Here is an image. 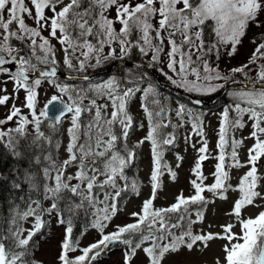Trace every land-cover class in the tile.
Listing matches in <instances>:
<instances>
[{"label": "snow or ice", "instance_id": "snow-or-ice-1", "mask_svg": "<svg viewBox=\"0 0 264 264\" xmlns=\"http://www.w3.org/2000/svg\"><path fill=\"white\" fill-rule=\"evenodd\" d=\"M30 5V6H29ZM114 10L115 16L110 17L109 13ZM7 11V18H5ZM48 13H51L49 15ZM264 13V0H0V76H6L7 80H0V84H7L11 81L14 94L18 97L21 90L25 92L24 107L28 108L32 119L22 114L21 108L15 104L12 105L9 114L0 124L19 118L18 126L10 129L9 133L15 131L20 135L26 134V126L32 124L36 131L35 140L44 137L40 131L42 117L52 119L55 123L67 114L71 113L72 127L69 128L71 135L67 147L68 159L61 165L53 167L56 169L55 176L51 177L54 184L45 188L46 197L53 200L60 198L62 191H69L74 195L81 196L89 203L95 202L92 190L94 188H105L111 186L116 189L111 196L105 194V208L103 215L98 217L94 226L103 232L105 225L102 221L111 219L116 212L115 200L120 196L121 191L117 184V178L127 179L124 176V169L135 158L134 151L121 152L116 147L117 141L121 139L113 132V126L119 124L122 129V138L126 139L128 131L131 128L132 117L125 110L126 100L130 98L135 91L139 89L128 88L122 95H117L118 83L112 78L102 84L92 86V90L101 97H107L112 101L113 111L111 118L102 115V108L107 105H98L96 99H91L90 105L83 106L84 96L76 94L75 98L70 94L71 89L67 85L56 84V68L53 66L49 70L40 72V76L50 79V82L58 89L62 95H53L45 104L44 109L37 114L36 111V89L41 84V79L30 80V73L39 71L36 64L31 62L29 57L21 55L22 49L14 47L13 40L30 41L28 47L34 54L36 49L43 50V56L37 59L47 65L50 61L53 65L57 62L54 59V45L51 44V38H55L65 51V64L68 68H73L72 57L77 52L80 56L79 70L83 71L88 66V60L95 58L97 65L100 64V54L104 46H111L113 43L120 45L121 57L127 55L131 48L136 46L140 51L147 54V51L154 50L153 61L159 59L163 51L164 40H168L170 47L167 53L169 57L168 68L177 72L179 65V80H172L179 87L187 88L189 91L211 93L223 87V84H213L212 81H228L231 77L222 75L219 68H212L204 57L209 53H215L217 59L221 49L227 50L229 56L235 55L237 46L245 36L248 26L256 23L259 27L258 17ZM25 16L32 19L35 26H30L25 22ZM156 25L152 20L157 18ZM119 24V31L115 25ZM15 25L13 30L12 26ZM205 27H210L215 40L210 45L204 41ZM48 31L49 36H43V31ZM141 33L140 40L132 41L130 37L133 31ZM155 33V39L158 43H152L151 33ZM58 33L60 35H58ZM164 33V35H161ZM89 37L95 39L93 44ZM176 37L180 39L177 40ZM39 40V43H38ZM141 40L147 47L141 46ZM255 43V40H253ZM116 49L110 48L108 56L104 59L115 57ZM179 56V59H177ZM196 57L193 61L192 57ZM80 57H83L82 59ZM258 59H264V40L260 42L248 64L231 69L232 73H244L249 64H254ZM203 60L204 73L201 77L197 68H191L190 71L195 75V80H188V68L197 61ZM8 65H18L15 71ZM257 82L261 84L259 89L253 86L247 91L234 93L235 98L248 107H241V103L235 105L237 117L229 121V109L225 108L222 113V122L219 129L217 164L213 173V183L204 184L207 177L204 176L202 165L209 158L207 141L198 149L200 155L192 169L195 179L190 183L193 186L195 194L184 197L183 194L177 197V202L169 208L155 209L153 201L155 194L161 187V157L159 142L157 140L158 128L160 125H153L149 135L145 138L151 141L154 157V169L151 175L153 193L152 196L143 203L141 213H133L137 217L135 223L119 227L117 231L105 234L102 238L87 247L79 249L80 255L70 256V252L77 251L75 242L71 239L72 228H66L65 239L61 244V252L57 257L58 264H92L93 261L113 242H122L132 244L129 239H122L125 233L141 232L140 243L133 246L132 252L127 258L129 261L132 255H135V249L141 247L144 242L150 241L149 245L143 248V251L150 258V264H162L166 254L179 251L183 246L191 250L197 243H202L204 247L208 242L214 239L226 240L223 246L225 264H264V211H260L255 217H245L243 210L248 206H256L257 198L264 199V195L258 191L259 181L262 179L257 173V163L264 157V64L258 66ZM247 76V73H245ZM87 79V77H84ZM171 79V77L169 78ZM154 89L149 86L144 94L147 96ZM0 92H7V88H0ZM63 94H68V101H65ZM7 94L0 96V105H5L12 99ZM55 108L57 115L49 116V110ZM95 107V117L88 123L84 131V140L80 142L81 122L80 118L83 112H91ZM184 106L180 105L178 115L183 114ZM148 118L151 121L152 112H148ZM248 115L253 122V131L250 138L255 143L248 149L247 162H241L239 159L238 147L243 145V139L236 140L231 136L230 163L226 162V147L229 145V129L243 128V116ZM199 127L194 123V128ZM9 133L0 130V140L6 135L9 136V147L15 148L18 141H14ZM203 135L202 131L199 132ZM107 137V138H105ZM142 143V141H141ZM164 144H172L173 139H165ZM18 154V153H17ZM48 159H51L50 157ZM182 161V157H177ZM73 163L77 165L75 176L65 177L64 171ZM250 166V167H249ZM173 180L176 178V172L170 166L165 165ZM248 167L249 170L240 177L239 183L233 186L230 183L229 168ZM49 171L45 169V176L49 177ZM104 179L101 180L100 177ZM75 179L77 184L72 185L70 181ZM18 187V186H17ZM136 189L135 182L132 185ZM238 191L239 197L234 201L232 209L228 215L234 216L236 222L240 225V231H233L235 224L228 223L221 225L222 231L219 233H193L191 225L202 222L204 211L207 204L214 203L215 199L227 200L229 191ZM209 192L214 199L205 197L204 193ZM111 198L113 203L107 205ZM190 204H199L201 208L196 213V220H189L188 226L180 234L175 235L171 230L180 226L179 222L169 223V213H179L182 209L187 214ZM82 204H69L68 211L72 212L78 209ZM58 205L53 203L51 211ZM39 208V204H37ZM20 220H26L28 217H34V224L31 229L25 230L20 227L16 218L11 220L8 235H0V264H36L35 261L28 259L31 256L30 242L33 237L44 227V221L37 214V209L29 207L23 213H17ZM180 216L179 220H183ZM63 223V220H60ZM143 226V227H142ZM27 231V235H24ZM146 233V234H145ZM171 237V238H169ZM10 244L6 246L5 241ZM163 241H167L166 243ZM219 264V261H217Z\"/></svg>", "mask_w": 264, "mask_h": 264}, {"label": "rangeland", "instance_id": "rangeland-1", "mask_svg": "<svg viewBox=\"0 0 264 264\" xmlns=\"http://www.w3.org/2000/svg\"><path fill=\"white\" fill-rule=\"evenodd\" d=\"M69 0H64V3H68ZM137 2V0H133V3ZM27 3V0H26ZM30 6V5H29ZM51 15V13H48ZM110 17L115 16V11L112 10L109 13ZM5 18H7V11H5ZM155 18L152 20V23L158 27L156 24ZM25 22L30 26H35L31 18L25 16ZM259 27L256 26V23H251L248 26L245 36L242 38L241 43L237 46V51L235 55L229 56L227 50L221 49L219 58L215 53H209L204 57V60L208 62L210 67L219 68L222 75H226L231 77L228 81H212L213 84H223L224 86L219 88L218 90H225L223 93L225 96L229 98V101L223 102L220 99L215 100L214 93L209 98L211 105L208 108H199L195 105H189L188 103H183L179 100H172V98H168L163 94V97L159 95V91L153 88L149 83L144 82L142 80H138L141 84L135 83L134 80H119L115 76H106L100 78L98 81L88 82V85L82 84V87L88 91L87 96H84L83 106L90 105L91 99H96L98 105H107L106 108H102V115L106 118H111V112L113 111L112 101L108 99L106 96L101 97L96 94L92 90V86L97 84H102L112 78H115L118 83L117 95H122L123 92L128 88L139 89L135 91L134 94L126 100V108L125 110L132 117L131 128L128 131V136L126 139L122 138V129L121 126L117 123L113 126V132L121 137L117 141L116 147L121 150V152L125 151H134L135 158L128 164V166L124 169V176L127 178L121 179L117 178V184L120 188H125L126 190L121 191L120 196L115 200L116 204V212L115 215L111 217V219L102 221L105 225L103 232L100 231L97 227L94 226L98 217L103 215L102 210L105 208L106 204L104 203L105 194H109V196L113 195L116 189L111 186H107L103 189L94 188L92 190L93 196L95 197L94 203H89L86 205L87 211L91 212V219L89 220L88 225L84 228L81 235H79L76 240L75 246L77 247V251L70 252V256L80 255L81 252L79 249L87 247L93 243L99 241L103 235L115 232L119 227H124L128 224L135 223L137 221V217L133 216V213H141L143 203L148 200L153 193L151 175L154 169V157L152 151V143L150 140L145 139L153 125H160L158 128L157 140L159 142V150L162 153L161 157V172L163 173L160 176L161 187L157 190L155 194V200L153 201V206L155 209L160 208H169L172 204L177 202V197L183 194L184 197H189L195 194L194 189L190 181L195 179V176L192 172L193 167L198 159L200 153L198 149L203 146V143L207 141L208 152L206 153L209 158L203 162L202 170L203 174L207 179L204 181V184L210 185L213 183V173L215 171V166L217 164V155H218V133L221 127L222 122V113L225 108L229 109V121L234 120L237 117V113L235 112V105L237 103H241V107H248L246 103H242L237 100L234 93L240 91H247L246 89L238 90L234 86L235 84L245 83H256L257 82V74L259 71V65L264 64V59H258L256 63L249 64L248 68H245L244 73H232L230 70L236 67H240L244 64H248L249 59L251 58L253 51L256 46L264 40V13L258 17ZM15 25L12 26L13 30L15 29ZM116 30L119 31L120 25H115ZM58 35H60L58 33ZM164 35V33H161ZM43 36L48 37V31H43ZM141 33L135 31L132 33V38H136L135 40H140ZM152 43L155 45L158 43L157 39H155V33H151ZM179 40V37H176ZM51 40V44L54 45L56 65L68 68L65 64V51L63 50V46L55 39L49 37ZM255 40V43H253ZM17 41V40H14ZM14 41H12L14 43ZM20 42V41H18ZM27 44L30 41H23ZM12 43V44H13ZM39 43V40H38ZM93 43V42H92ZM141 46L147 47L144 45V42L141 40ZM17 43L13 44L14 47L18 46ZM95 44V43H93ZM110 48L116 49L115 57L104 59V57L108 56ZM133 48V47H132ZM131 48V50H132ZM140 51V48L137 47ZM130 50V51H131ZM170 47L168 44V40H164L163 51L160 53L159 59L157 61L152 60V56L154 54V50L147 51V54L141 53V58L154 64L157 68L168 78L171 77L172 80H179L180 76L177 75L179 72V65H177V72H173L170 68H168L169 57L167 53L169 52ZM43 50L37 48L35 53L30 55V59L33 61V64L43 65L37 57L43 56ZM129 54V53H128ZM80 56V53L77 52L75 56L72 57L73 68H68L71 70H79V61L77 57ZM121 57L120 55V45L118 43H113L111 46L105 45L103 52L100 54L101 62L110 61L112 62L114 59ZM81 59L83 57H80ZM179 59V56H177ZM193 61H196V57H192ZM203 60L197 61L196 63L189 66L188 71V80H195V75L191 73V68H197L200 72L201 77L205 75L203 68ZM97 64L96 59L90 58L88 60L89 64L92 66ZM84 71V70H83ZM247 73V76L245 75ZM40 78V77H39ZM37 79V78H35ZM33 79V80H35ZM41 84L36 89L38 95L36 98V111L37 114L41 110L44 109L46 102L53 95H62L58 89L50 82L48 78H40ZM55 80L56 84L67 85L71 89V95L75 98L73 90H78V86L75 83L70 84L67 81L60 80L56 77L51 78ZM0 80H7L6 76H0ZM92 84V85H91ZM139 85V86H137ZM172 85L177 89H183L185 92H191L195 94H203L210 95L211 93L206 92H195L189 91L187 88L179 87L177 84L172 82ZM151 86L154 91L150 92L147 96H145L144 92L146 89ZM228 86L231 87L228 89ZM7 88V92H0V96L9 95L13 98L10 99L7 104L0 105V120H4L6 116L9 114L10 109L13 104L17 107L21 108L22 114L28 116L29 120L32 119L30 115V111L28 108L24 107L25 103V92L21 90L18 94V97L14 94L13 84L11 81L8 83L0 84V88ZM228 89V90H227ZM217 90V91H218ZM84 92V91H83ZM158 92V93H157ZM216 92V91H215ZM85 93V92H84ZM86 94V93H85ZM63 98L68 100V94H63ZM165 100V103L172 106V113L168 120L162 121L157 117V111L159 106L162 104V101ZM217 102V103H216ZM180 105L184 106V113L178 115V110ZM153 113L152 120L150 121L148 118V112ZM71 113L65 117L62 122L63 133L60 137V143L58 145V151L60 153L61 159L64 161L68 159L67 147L70 142L71 135L69 133V128L72 127ZM95 117V107H93L91 112H83L80 118L81 122V130H80V142L84 140V131L86 130L85 126L92 121ZM43 119V117L41 118ZM52 122V121H51ZM19 118H14L12 121H8L7 123L0 124V130H3L7 133L10 129H15L18 126ZM194 123L199 125V127L194 128ZM243 128H230L229 129V145L226 147V161L228 163L230 160V151H231V136L234 135L236 140L243 139V145L238 147L239 159L241 162H247L248 159V149L253 146L255 140L250 138V133L253 131V122L249 119L248 115L243 116ZM165 126V127H163ZM264 126V125H262ZM26 129L35 130L32 124H28ZM168 131L167 132H164ZM203 133L200 135L199 132ZM107 138V137H105ZM173 139L172 144H164L163 141L165 139ZM261 139H264V135L260 136ZM142 141V143H141ZM182 157V161H179L177 157ZM62 161V162H63ZM165 165L170 166L173 171L176 172V178L173 180L168 172V169L164 167ZM250 167V166H249ZM258 175L262 177L259 181L258 191L264 195V157H262L258 163ZM230 173V183L235 186L239 183L240 177L243 176L248 170V167L243 168H229L227 169ZM55 170L49 171V177H47L48 187L53 186L54 180L51 177L55 176ZM77 172V165L73 163L71 166L67 167L64 171L65 177L67 176H75ZM101 180L104 179L103 176L100 177ZM136 184V189L133 190V183ZM70 184L75 185L77 181L73 179L70 181ZM205 197L209 199H214L211 193L205 192ZM228 199L221 200L215 199L214 203L207 204L204 211V219L202 222L193 223L191 225V230L193 233H219L222 231L221 225H225L228 223H234L235 227L233 231L239 232L240 225L236 222L234 216L228 215L227 213L231 211L234 201L239 197L240 193L238 191H229ZM83 200L82 198H80ZM113 200L109 198L107 201V205H111ZM37 204V203H36ZM44 207L37 211V214L40 212V216L44 221V227L33 237L34 244L30 246L31 256L28 259L35 261L36 264H58L57 257L61 252V244L65 239L66 228L68 224L63 221L60 222L61 212L57 209H52L50 212L46 211L51 208L53 201L50 198H46L43 202ZM256 206H248L243 210V215L245 217H255L260 211H264V199L257 198L255 201ZM35 207V204H32ZM90 208V209H89ZM201 208L199 204H190L187 209V216L184 217L183 220H179V217L174 218L171 221V224H175L179 222L180 226L172 229L171 231L175 235H180L188 226L189 220H196V213ZM35 220L34 217H28L26 220H23L21 227L25 230L31 229ZM183 224V225H182ZM143 227V226H142ZM183 227L182 232L179 234V230ZM146 234V233H145ZM24 235H27V231H25ZM171 238V237H169ZM124 239H129L132 241V244H124L122 242L112 243L110 244L97 258V264H150V258L143 251V248L147 247L150 241L144 242L141 244V247L135 249V255L131 256L130 261L127 259L132 252V248L135 244L140 243L141 232H134L126 235ZM167 242V241H163ZM228 243L223 239H214L208 242V246L204 247L202 243H197L193 247V249L189 250L186 247H181L179 251L171 252L166 254L164 257L162 264H225L224 261V251L223 246ZM35 246V247H34Z\"/></svg>", "mask_w": 264, "mask_h": 264}, {"label": "trees", "instance_id": "trees-1", "mask_svg": "<svg viewBox=\"0 0 264 264\" xmlns=\"http://www.w3.org/2000/svg\"><path fill=\"white\" fill-rule=\"evenodd\" d=\"M133 32H135V30ZM135 39L136 38H132V40ZM89 40L93 43H96L95 39L92 37H89ZM214 40L215 36L211 28L205 27V44L210 45ZM15 43H17L16 45L18 46V48L22 49L21 55L30 58V55H32L33 53L30 51L28 44L21 41H14L13 44ZM134 50H136V53L138 54L136 55L135 53L136 56L134 59H140L142 52L139 51L136 46H134ZM128 56L121 60L126 62ZM31 62L33 63L32 60ZM111 64L112 63L110 61H104L99 65L95 64L94 66H89V69H95L92 72H97L98 70H108L110 69ZM120 67L121 68H119L117 71V78L119 80H135L136 71L134 67ZM140 71V79H143L142 81L144 82L150 83V79L148 77L153 71L147 68H142L140 69ZM159 77L163 81H170L167 76L162 75L161 73L159 74ZM157 83L158 88L156 89L157 91H159V95L163 97V94L165 95V93L167 92V87L164 85L161 86L158 82V79L153 85L157 87ZM76 88H78V90H73V92L75 93L74 96H76V94L78 93L83 96H87L88 92L82 86H78ZM214 95H218V98L223 102L227 103L229 101V98L224 95L222 90H218L214 93ZM163 103H165V100L162 101V104ZM53 124L54 122H51L49 119H42L40 131L44 133V137L40 138L39 140H35V130L26 129L25 135H20L15 131L9 133L8 131L7 133H9L10 137L14 141H18V143H16L15 145V148L9 147L8 135H6L3 140H0V235H8L9 227H15V225H11L10 223L14 217L21 227L23 220H20L19 216H17V213H23L24 211H27L29 207L37 209V211L43 209L44 207L43 202L46 199L45 188L47 186L45 169H47L48 171L55 170V168L53 167V163L56 165V167L63 163L58 151V145L60 143V137L63 128L61 124L55 123V126H52ZM164 132L168 133V131L165 130ZM49 157L51 159H48ZM80 198L82 197L74 195L73 193L65 190L62 191L59 199H51L53 203H56L58 205L56 209L61 212L62 220L68 224V227L71 226V239L75 243L79 235L82 234L84 228L88 225L89 220L91 219V212L90 210L89 212L87 211L85 205V203L87 205L89 204L88 200H85L83 198V200H81ZM34 203L36 205L35 207L32 206V204ZM36 203L39 204V208H37ZM69 204H82V206L72 212H69ZM38 215H40V212L38 213ZM180 216H187V214L184 213L183 209L179 213H169V223H171L174 218ZM182 230L183 227L179 230V234L182 232ZM128 234L130 233H125L122 239H124ZM5 244L6 246H8L10 244V240L5 241ZM33 244L34 240L30 242V246H32ZM92 264L97 263L96 261H93Z\"/></svg>", "mask_w": 264, "mask_h": 264}, {"label": "water", "instance_id": "water-1", "mask_svg": "<svg viewBox=\"0 0 264 264\" xmlns=\"http://www.w3.org/2000/svg\"><path fill=\"white\" fill-rule=\"evenodd\" d=\"M134 64H136V65H144L145 67H147V68L155 71L154 66L152 64H150V63H145L144 61L138 60V61H134ZM8 66L11 67L13 71H15V68L18 67V65H8ZM52 67L53 66H50V67L38 66L37 68L39 69V71H35L33 73H30V79H32L35 76H40V72L45 71V70H49ZM54 67L56 68V75H61V76L63 75L66 78H81V79H85L84 77H87L88 78V76H81L79 74H67V73H63L56 66H54ZM245 86L248 89H252L253 86H255V88L261 87V84L260 83H246ZM184 96L187 97V98H189V99H191L192 101H194L197 104H201L203 102V100H202V98L200 96L192 95V94L185 93V92H184ZM169 113H170V109L169 108H163V109H161L159 111L158 115H159L160 118L166 119L169 116ZM57 114L58 113H57L56 109L50 107L49 116L50 117H54ZM62 119L60 120V122L62 121Z\"/></svg>", "mask_w": 264, "mask_h": 264}, {"label": "flooded vegetation", "instance_id": "flooded-vegetation-1", "mask_svg": "<svg viewBox=\"0 0 264 264\" xmlns=\"http://www.w3.org/2000/svg\"><path fill=\"white\" fill-rule=\"evenodd\" d=\"M134 58H135V55H132L131 53H129V56H128L126 62L125 63H119L120 61H118V60L119 59L120 60L123 59L122 57H119V58L116 59L115 62H113L111 64L110 69H108V70H98L97 72H89L88 74H91L92 77L88 81H90L92 78H98L102 74L105 75V73H107L108 75H115V74H117L118 69L121 68L120 66H124L123 68H125V66H126V68L134 67L135 71H136V74H137L136 78L140 77V73H141L140 69H142L144 67L143 66L140 67V66L134 65L132 63V60H134ZM135 83L141 84L139 81H137V82L135 81ZM137 86H139V85H137ZM209 104L210 103L205 104V106H207Z\"/></svg>", "mask_w": 264, "mask_h": 264}, {"label": "bare ground", "instance_id": "bare-ground-1", "mask_svg": "<svg viewBox=\"0 0 264 264\" xmlns=\"http://www.w3.org/2000/svg\"><path fill=\"white\" fill-rule=\"evenodd\" d=\"M131 52V54L132 55H135V53H136V50H134V47L132 48V50L130 51ZM136 55H138L137 53H136ZM135 55V56H136ZM76 70H71V69H68V68H66V70H65V72L67 73V74H72V73H74ZM89 71H90V69H89ZM89 71L88 72H86L85 74H87V73H89ZM137 75V74H136ZM138 78V77H137ZM136 78V79H137ZM149 79H150V83L151 84H155L156 83V81H157V79H158V75L156 74V72H152V73H150V76L148 77ZM158 84V83H157Z\"/></svg>", "mask_w": 264, "mask_h": 264}]
</instances>
